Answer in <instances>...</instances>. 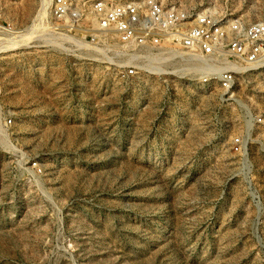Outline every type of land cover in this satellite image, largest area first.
I'll use <instances>...</instances> for the list:
<instances>
[{
    "label": "rangeland",
    "instance_id": "rangeland-1",
    "mask_svg": "<svg viewBox=\"0 0 264 264\" xmlns=\"http://www.w3.org/2000/svg\"><path fill=\"white\" fill-rule=\"evenodd\" d=\"M162 1L264 21V0ZM1 3L15 31L46 7L23 45L0 30V264H264V70L226 101L173 49L122 57L51 0Z\"/></svg>",
    "mask_w": 264,
    "mask_h": 264
},
{
    "label": "built area",
    "instance_id": "built-area-1",
    "mask_svg": "<svg viewBox=\"0 0 264 264\" xmlns=\"http://www.w3.org/2000/svg\"><path fill=\"white\" fill-rule=\"evenodd\" d=\"M51 17L65 24L66 34L90 38L96 47L112 39L121 46L122 57L173 49L179 62L195 68L200 87L218 89L226 101L240 79L264 70V21L252 23L162 0H51ZM86 19L93 30L83 28ZM134 74L133 69L126 73ZM11 124L8 118L5 125Z\"/></svg>",
    "mask_w": 264,
    "mask_h": 264
},
{
    "label": "bare ground",
    "instance_id": "bare-ground-1",
    "mask_svg": "<svg viewBox=\"0 0 264 264\" xmlns=\"http://www.w3.org/2000/svg\"><path fill=\"white\" fill-rule=\"evenodd\" d=\"M44 5H46V3ZM44 7H46V6H44ZM44 7L42 6V9L39 11V13L36 17V20H35V24H33V26H31L29 28L19 30V31H15L12 29H6V28L0 27V30L3 31V33L7 35L6 40L8 42H10V44H11L10 46L17 48L18 45H21L22 42H24L26 39L32 38L34 36V34L36 32H38L37 31V28H39L38 24L41 23V20L44 18V15H45V8ZM25 43H27V42H25ZM7 50H10V49H7ZM185 66L186 67L190 66V69H195L190 64H185Z\"/></svg>",
    "mask_w": 264,
    "mask_h": 264
}]
</instances>
